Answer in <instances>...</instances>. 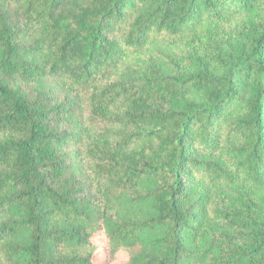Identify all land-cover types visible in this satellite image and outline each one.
<instances>
[{"label": "trees", "instance_id": "1", "mask_svg": "<svg viewBox=\"0 0 264 264\" xmlns=\"http://www.w3.org/2000/svg\"><path fill=\"white\" fill-rule=\"evenodd\" d=\"M234 1L236 30L221 0H0V264H264V7Z\"/></svg>", "mask_w": 264, "mask_h": 264}, {"label": "rangeland", "instance_id": "2", "mask_svg": "<svg viewBox=\"0 0 264 264\" xmlns=\"http://www.w3.org/2000/svg\"><path fill=\"white\" fill-rule=\"evenodd\" d=\"M222 5L220 6L222 21L231 30H236L238 26L243 23L248 18V13L244 11H235L237 9V3L234 0H221ZM262 6L264 7V0H261ZM22 87L29 94L30 97L38 95L42 91H49L53 87L51 81L45 83H33V82H23ZM55 100H60V97L55 96ZM264 124V122H263ZM80 161V160H78ZM96 242L100 246L99 253L97 255L98 259L103 261L104 255L102 253V246L104 244L103 234H98L96 237ZM125 259V255L120 253L116 262L112 264H121Z\"/></svg>", "mask_w": 264, "mask_h": 264}]
</instances>
